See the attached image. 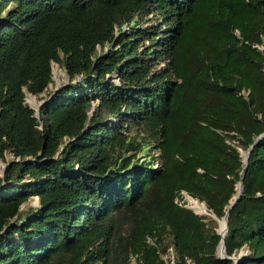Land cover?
<instances>
[{"label": "trees", "instance_id": "trees-1", "mask_svg": "<svg viewBox=\"0 0 264 264\" xmlns=\"http://www.w3.org/2000/svg\"><path fill=\"white\" fill-rule=\"evenodd\" d=\"M7 151L0 264H264V0H0Z\"/></svg>", "mask_w": 264, "mask_h": 264}, {"label": "rangeland", "instance_id": "rangeland-1", "mask_svg": "<svg viewBox=\"0 0 264 264\" xmlns=\"http://www.w3.org/2000/svg\"><path fill=\"white\" fill-rule=\"evenodd\" d=\"M146 42V41H145ZM105 47L107 48V44L105 45ZM101 48L100 46H97V50L99 51ZM52 78L51 81L48 83V85L45 87V89L37 94H31L26 92L25 96H24V101L33 109H35V111L38 110L39 106L46 101L47 99H49V97L51 96V94L53 93V91L55 89H57L60 85L65 84L66 82H68L69 78L67 75L66 70L64 69V67L62 65H60L57 62H52ZM113 79L115 81H117V75H113ZM95 103V101L93 102ZM36 114H38L36 112ZM130 133H134V127H132L130 129ZM132 151L128 152V154H131ZM148 153H151L152 156L156 154V151L153 147L152 144H150L149 148H144L138 152H136L135 154V158L137 161L141 162ZM133 154V153H132ZM245 153H243L244 155ZM13 156L10 152H6L5 153V160L0 159V174L3 171V168L6 164V162L10 159H12ZM153 162H156V159L153 160ZM187 195L185 192H182V198L179 200L181 203L183 204H188V200H187ZM191 197V196H189ZM193 198V197H192ZM196 199V198H194ZM202 203V202H201ZM38 204V198L36 195H32L29 196L27 200H25L24 202L21 203L20 208L25 209L27 206H35ZM190 206V205H189ZM194 210V209H193ZM197 212V211H196ZM246 249L245 248H241L240 250H238L236 255H232V256H238L242 253H245ZM217 253L219 254V249H217ZM164 258L168 259L172 257V252H171V246L168 247V251L167 253H165L163 255ZM130 261L132 264H134V258L133 256H131Z\"/></svg>", "mask_w": 264, "mask_h": 264}, {"label": "water", "instance_id": "water-1", "mask_svg": "<svg viewBox=\"0 0 264 264\" xmlns=\"http://www.w3.org/2000/svg\"><path fill=\"white\" fill-rule=\"evenodd\" d=\"M247 155H248V150L245 151V154L243 156V161L244 162H246ZM238 185H239V188H238L237 194L235 196H233V199L228 204L227 209L225 210V213L223 214V216L221 218H218L213 212H207V214H209L210 216H212L213 218H215L217 220L219 226L223 222V226H224V229H225L224 230V233H225V231L227 229V215H228L229 209H230L231 205L234 203V201L236 200V198H238L239 195H240V191H241V188H242L241 180L238 181ZM184 206H186V207H188V208H190V209L193 210V208H191L187 204H184ZM193 211L196 212L195 210H193ZM196 213H199V212H196ZM219 226H218V232L221 235V239H220V242H219V245H218V248H217V249H219V254L218 255L221 256V257H232L234 259V261H237L238 256L226 255V253H225V247H224V242H223V235H224V233L222 234L221 230L219 229Z\"/></svg>", "mask_w": 264, "mask_h": 264}, {"label": "bare ground", "instance_id": "bare-ground-1", "mask_svg": "<svg viewBox=\"0 0 264 264\" xmlns=\"http://www.w3.org/2000/svg\"><path fill=\"white\" fill-rule=\"evenodd\" d=\"M244 156V155H243ZM239 188V185L237 187V190ZM189 195V194H187ZM191 196V195H189ZM187 196V200H188V204L190 205L191 208H193L195 211L201 213V214H207L208 210L206 208V205L204 202H200L197 199H194L191 197ZM219 229L221 230L222 234L224 233V226H223V222L221 223V225L219 226Z\"/></svg>", "mask_w": 264, "mask_h": 264}]
</instances>
